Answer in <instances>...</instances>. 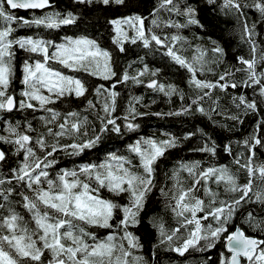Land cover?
<instances>
[{
	"label": "snow or ice",
	"instance_id": "6c2138e0",
	"mask_svg": "<svg viewBox=\"0 0 264 264\" xmlns=\"http://www.w3.org/2000/svg\"><path fill=\"white\" fill-rule=\"evenodd\" d=\"M76 2L91 4L93 0ZM98 2L106 6L122 5L125 0ZM173 2L174 0H161L160 7L172 11L173 8L169 6H173ZM209 2L214 3L215 0ZM52 7L51 0H0V111L31 109L49 114L40 117L43 132H37L30 121H25L23 130H20L17 122L4 129L7 135H0V142L13 145L16 155L22 156L18 167L12 169L13 178L30 193H20L22 206L30 214L29 219L26 220L13 209H9L7 215L0 214V264H146L143 257L134 255V251L141 249L143 245L130 228L141 223L145 202L156 187L154 174L157 161L168 150L177 147V139L171 136L159 140L140 137L127 146L128 155L110 152L102 160L82 163L73 168H61L54 175L50 174L49 169L57 163L56 153L80 156L95 148L104 133L122 135V127L129 132L139 127L133 121L138 115H143L136 109L140 98H133L126 115L115 116L113 114L117 110L119 95L115 88L117 84L129 80L136 84L144 83L141 77L149 72L146 65L136 75L130 76L125 71L111 87L99 85L95 88L98 98L96 103L87 99L89 89L76 73L106 81L117 77L108 50L101 48L94 39L86 37H64L62 42L56 43L32 36H13L15 29L12 24L17 21L47 29H59L75 23L76 16L72 12L61 14L53 11L28 20L18 18L8 11ZM222 7L235 9L237 12L241 10L238 0H223ZM254 7L264 16V0H256ZM176 11L180 12L179 9ZM180 14L188 18L187 24L199 25L195 8L186 6ZM109 23L113 25L115 33L113 42L119 46L120 51H124L126 42L136 44L138 41L145 48L152 42L166 48L165 54L190 74L189 85L202 93L191 102L201 114H208L200 102L206 97L211 99L213 90L227 91L229 87H239L237 83L226 82V77L231 75L228 71L214 81L200 79L198 73L202 75L205 71L206 53L197 49L198 54L189 62L178 54L174 43H165L167 38L161 39L155 34L149 36L151 30H146L145 18L140 15L112 19ZM152 24L159 26L156 19L152 20ZM125 26L134 35L129 36ZM168 26L179 28L186 25ZM242 26V38L247 37L252 44L253 56L251 59L238 57V63L244 67L237 68L236 71L247 73V80L243 83L247 86L259 85L260 95L264 96V70L257 73L256 47L251 40L255 25L250 28L246 21H242ZM181 39L183 38L177 35L171 36L173 42ZM213 44L215 46L211 51L223 56L224 49L215 41ZM14 48L29 54L22 63L20 83L23 88L19 93L22 99L19 100L9 91L16 76ZM259 61H264V54L260 55ZM157 71H152L151 75L156 76ZM146 86L165 96L177 92L176 86L165 85L155 79L149 80ZM69 97L84 98L85 107L81 111L69 109L64 113L49 107ZM180 98L183 99V96ZM237 99V107L243 105L245 109L256 110V102H248L243 95L233 97V102ZM97 104H100L99 111ZM190 110L191 105L167 115L187 114ZM92 112L100 120V127L98 131L91 129L94 134L90 136L88 115L84 113ZM228 118L239 120L235 115ZM121 119L125 122L123 125L118 123ZM34 132L35 136L32 135ZM63 140L69 142H62ZM252 141L246 162L235 160V164L246 173L247 180L243 184L238 182L227 166L205 167L198 160L191 163L180 162L177 170L169 177L175 180L172 188L168 191L163 187L159 189L165 197L166 207L176 218V226L172 228H166L162 222L153 225L159 231L160 245L166 244L168 250L184 256L189 249H196L198 246L201 251L211 249L215 247L216 241L223 240L229 255L221 253L220 264H264V239L249 236L239 227L230 231L229 227L242 202L250 201L254 182L259 180L264 185V162L255 164V152L252 150L256 145L264 146V140L253 135ZM244 144L249 145V141L245 140ZM195 150L216 155L215 142L211 145L205 142ZM225 151L231 154L230 145L225 146ZM6 159V152L0 150V162ZM181 172L188 173L190 181L187 184L180 178ZM4 183L5 180L0 179V185ZM212 184L222 186L225 193L232 194L231 199H220V193L213 190L210 186ZM12 191V188L7 190L8 193ZM105 192L111 198L106 197ZM0 196L5 200L8 198L3 192H0ZM254 202L264 203V188L255 192ZM247 221L250 226L257 228L264 224V221L254 223L252 213H248ZM95 229L107 230V234L100 236ZM201 241L205 243L201 245Z\"/></svg>",
	"mask_w": 264,
	"mask_h": 264
},
{
	"label": "trees",
	"instance_id": "16d2710c",
	"mask_svg": "<svg viewBox=\"0 0 264 264\" xmlns=\"http://www.w3.org/2000/svg\"><path fill=\"white\" fill-rule=\"evenodd\" d=\"M238 2L241 4L240 12L235 9L223 8V0H215L214 3H210L209 0H174L173 6H169L173 8L172 11L161 8V0H125L122 5L110 4L107 6L98 0H93L91 4H81L76 0H51L53 7L42 12H12L8 9L16 17L28 20L53 11L61 14L72 12L76 16L74 24L61 26L59 29L28 26L17 21L12 24L15 29L13 33L15 38L32 36L33 38H43L60 43L64 37H86L94 39L101 48L110 52L112 67L117 73V77L106 81L87 74L76 73L86 82L89 89L87 99L93 100L94 103L98 99L94 91L96 87L99 85H104L106 88L111 87L118 77H122L125 71L131 76L143 70L145 65L148 67L149 72L141 77L144 83L136 84L129 80L117 84L115 88L119 93L116 101L117 110L113 114L115 116L123 117L126 115V110L133 98H140V103L136 104V109L143 115H138L133 121L139 127L131 132L122 127V135L112 132L104 133L95 148L87 150L80 156L58 152L56 153L57 163L52 169H49L50 174L54 175L61 168H73L82 163L102 160L110 152L128 155L127 146L140 137H153L158 140L167 139L169 136L175 137L178 142L177 147L168 150L155 165L154 183L156 187L148 195L145 202L144 211L141 212V223L130 228V231H133L140 238L143 245L141 249L134 251V255L143 257L146 264H220L221 253L228 255L225 241L218 240L215 247L211 249L201 251L198 246L196 249H189L184 256H179L177 253L168 250L166 244H159V231L153 225L162 222L166 228L176 226V218L166 207L165 197L161 195L159 189L163 187L168 191L172 188L175 180L169 177L177 170L180 162L191 163L198 160L205 167L208 165L227 166L237 177L238 182L243 184L246 182L247 176L245 171L235 164V160L240 159L241 163L246 162L250 146L253 143V135L264 140V96L260 95V86L245 85L243 81L247 80V73L236 71L237 68L244 67L238 63V57L251 59L253 56L252 44L249 43L247 37L242 38V21H246L250 28L255 25L251 40L256 47L257 73L259 74L260 71L264 70V61H259L260 55L264 54V16L254 7L256 0H238ZM186 6L196 9L199 25L187 24L188 18L180 14ZM176 9H179L180 12H177ZM134 14L145 18V28L151 30L148 33L149 36L155 34L161 39L167 38L165 43L168 45L174 43L178 54L188 59L189 62L192 61L194 55L198 54L197 49L203 50L206 53L205 71L202 75L198 73L200 79L214 81L218 79L219 75L228 71L231 72V75L226 77V82L237 83L239 87L235 89L229 87L227 91L213 90L211 99L206 97L200 102L208 114L205 115L196 111L197 106L192 105L191 102L198 94L202 93H198V90L189 85L190 74L165 54L166 48L156 45L155 42L145 48L142 42L138 41L136 44L126 42L124 51H120L119 46L113 42L115 33L113 25L109 21ZM153 19L157 20L158 27L152 24ZM169 24L186 26L169 27ZM125 30L128 31L129 36L134 35L127 26H125ZM173 35L183 39L173 42L171 40ZM213 41L224 49L223 56L211 51L215 46ZM14 52L16 76L9 91L14 93L19 100L22 99L19 93L23 88L20 83L22 63L29 54L18 48H14ZM152 71H157V75L152 76ZM68 74L71 75L72 73ZM151 79L165 85H174L177 92L171 96H165L159 91L149 89L146 84ZM241 95L245 96L248 102H256L255 111L245 109L243 105L237 107L239 100L237 99L234 103L233 97L238 98ZM181 96L183 99L180 98ZM100 99L102 100V98ZM85 105L86 100L84 98L69 97L55 105H49V107L64 113L69 109L81 111ZM189 105H191V110L187 114L167 115L170 112H178ZM99 108L100 104H97V111ZM154 113H161L162 115H154ZM100 114L103 115V113ZM48 115L46 112L31 109H15L13 112L0 111V135H7L4 129L9 124L16 125L17 122L20 124V130H23L25 121H30L37 132H43L44 128L40 117ZM84 115H88L89 135L91 136L94 134L91 129L99 130L100 120L96 118L95 112L84 113ZM232 115L238 116L239 120L229 119L228 117ZM118 123L123 125L125 122L121 119ZM32 135L35 136L36 133L34 132ZM245 140L249 141V145L244 144ZM62 142L69 141L63 140ZM205 142L209 145L215 142V156L195 150L202 147ZM226 145H230L231 154L225 151ZM0 148L7 154V159L0 164V179L5 180V183L0 185V192L8 197L5 200L3 196H0V205H3L0 208V214L7 215L8 210L13 209L27 220L30 214L22 206L20 193L29 195L30 193L16 182L12 173V169L18 167V162L22 156L16 155L15 147L11 144L0 142ZM252 150L255 152L254 163L264 162V146L256 145ZM180 178L186 184L190 181L187 172H181ZM9 180L11 183H8ZM210 186L220 193V199H231L232 194L225 193L222 186L218 187L215 184ZM10 188L14 191L8 193L7 190ZM260 188H264V185L256 180L253 193L250 194V201L242 202L230 223V231L239 227L249 236L264 239V224L257 228L250 226V222L247 221L248 213H252L254 223L260 224L261 221H264V203L254 202L255 192ZM104 195L111 198L110 194L106 192ZM205 199L207 201L206 197ZM95 231L100 236L107 234V230L104 229H95ZM204 243L201 241V245Z\"/></svg>",
	"mask_w": 264,
	"mask_h": 264
},
{
	"label": "water",
	"instance_id": "95a60500",
	"mask_svg": "<svg viewBox=\"0 0 264 264\" xmlns=\"http://www.w3.org/2000/svg\"><path fill=\"white\" fill-rule=\"evenodd\" d=\"M48 9H50V8H48ZM48 9H43V10H40V9H36V10H31V9H29V10H25V9H15V10H12V9H10L12 12H15V11H22V12H29V11H31V12H42V11H46V10H48ZM15 110V109H14ZM13 110V111H14ZM12 111V112H13ZM0 150H2L1 148H0ZM2 162H0V164H1ZM227 252V251H226ZM228 254V253H227ZM229 255V254H228ZM245 264H246V262H245Z\"/></svg>",
	"mask_w": 264,
	"mask_h": 264
}]
</instances>
